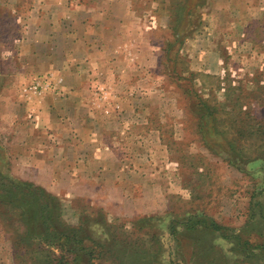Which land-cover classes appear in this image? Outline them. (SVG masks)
Listing matches in <instances>:
<instances>
[{"label": "rangeland", "instance_id": "374dc122", "mask_svg": "<svg viewBox=\"0 0 264 264\" xmlns=\"http://www.w3.org/2000/svg\"><path fill=\"white\" fill-rule=\"evenodd\" d=\"M0 264H264V0H0Z\"/></svg>", "mask_w": 264, "mask_h": 264}, {"label": "crops", "instance_id": "0c3cea01", "mask_svg": "<svg viewBox=\"0 0 264 264\" xmlns=\"http://www.w3.org/2000/svg\"><path fill=\"white\" fill-rule=\"evenodd\" d=\"M91 2H94V1H91ZM82 7H84V8H88L89 10H92V9H96L97 6H94V5H92V4H90V5H89V4H85V5L82 6ZM111 8H112V5H111L110 9H111ZM113 8H115V6H114ZM110 9L107 10V11H106V9H105V11H106V15L109 14ZM130 9H131V8H130ZM96 11H97V10H96ZM104 13H105V12H104ZM114 22H120V21L115 20ZM93 23H94V26H95L96 28H98V21H93ZM80 52H85V51L83 50V51H80ZM86 53H89V54L93 53L90 47L87 49Z\"/></svg>", "mask_w": 264, "mask_h": 264}, {"label": "trees", "instance_id": "16d2710c", "mask_svg": "<svg viewBox=\"0 0 264 264\" xmlns=\"http://www.w3.org/2000/svg\"><path fill=\"white\" fill-rule=\"evenodd\" d=\"M30 186H33V185H30ZM17 188H18V189L20 188L19 184H18ZM8 195H9L8 200H11L12 197L16 196V194H15L13 191H8ZM21 195L23 196V198H27V197H26L27 195L22 194V193H21ZM29 196H30V198H27V201H28V202L31 203V202L36 201V198H34V199L32 198V197H35L34 195L29 194ZM2 200L7 201V200L5 199V197H2ZM51 232H52V231H51Z\"/></svg>", "mask_w": 264, "mask_h": 264}]
</instances>
